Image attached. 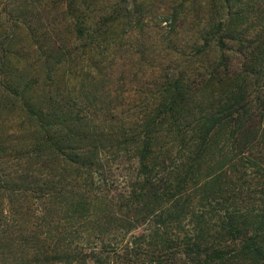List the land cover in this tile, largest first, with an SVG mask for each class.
I'll return each mask as SVG.
<instances>
[{"label": "trees", "instance_id": "16d2710c", "mask_svg": "<svg viewBox=\"0 0 264 264\" xmlns=\"http://www.w3.org/2000/svg\"><path fill=\"white\" fill-rule=\"evenodd\" d=\"M201 2L220 59L156 83L144 118L108 114L107 128L95 126L91 99L64 92L56 73L108 53L117 31L125 36L124 22L110 26L124 0L94 31L83 29L88 11L61 20L64 35L33 64L32 28L9 14V48L0 53V264H264V31L247 35V0ZM201 45L195 34L185 47L199 54ZM227 51L242 62H228ZM131 162L133 174L110 195L105 174Z\"/></svg>", "mask_w": 264, "mask_h": 264}, {"label": "rangeland", "instance_id": "374dc122", "mask_svg": "<svg viewBox=\"0 0 264 264\" xmlns=\"http://www.w3.org/2000/svg\"><path fill=\"white\" fill-rule=\"evenodd\" d=\"M117 1L52 0L47 5L45 0H28L27 4L20 7L13 3L9 4V0H0V53L1 50L9 48L6 43L9 35V25L6 23L9 14L15 16L12 20L19 17L24 23L25 20L28 21V25L32 28L31 32L34 36L32 43L36 47L34 46L33 52L35 57L30 59L29 63L33 64L36 58L45 60L53 42L62 38L63 28L59 25L61 20L69 22L72 21L73 16L88 11L86 14L88 23L83 29L94 31L96 26H100L99 19L108 16ZM126 1L124 0L119 6L121 20L110 26L112 28L124 22L123 27L119 29L123 28L127 32L125 36H121L122 30L117 31L119 35L109 44L108 53L99 57L94 56L92 60H89L92 54L84 59L74 58L69 66L61 68L64 71L56 70L57 80L62 82L61 88L65 90L64 92L71 91L73 94L78 93L83 98L91 99L93 105L90 109L96 114L94 121L95 126L98 127L107 128L108 123H103L102 119L108 114L116 115L117 112H124L126 116L133 118L134 122L138 117L144 118L148 106L158 91L156 83L162 84L166 82L167 77L172 78L174 74L184 77L185 73L193 68L220 59L215 51L216 33H204L209 27H207L208 15L203 9V1L139 0L136 1L138 10L131 3L127 7L128 1ZM192 3H195L194 8L185 10L189 9ZM126 7L129 8V13L124 11ZM175 8L178 11H175L174 17ZM246 8L248 19L245 18L243 27L247 30L248 36L254 37L257 29L264 31L261 27L264 25V0H247ZM123 17L127 19L124 21ZM218 17L220 19L221 16L213 15L215 23H218ZM195 34L201 39L202 44L199 54H194L185 47L191 36ZM79 42L85 44L86 41ZM32 43L29 41L27 45L32 46ZM227 52L228 62L234 64L242 62L244 55L236 53L237 51ZM258 78L264 80V74H260ZM261 85H264V81ZM4 130L9 132V126H5ZM9 146L11 147V144ZM134 165L135 162H131L130 165L123 164L118 171L105 174L110 195L121 189L120 186L123 185L121 183L128 175L133 174ZM110 167L117 168L112 164ZM119 183L120 185H117ZM29 218L26 217V220L32 222Z\"/></svg>", "mask_w": 264, "mask_h": 264}]
</instances>
